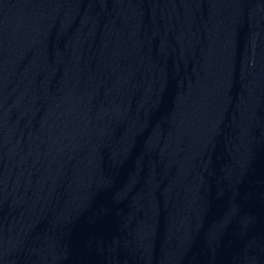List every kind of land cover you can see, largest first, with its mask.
Returning <instances> with one entry per match:
<instances>
[{
    "label": "water",
    "instance_id": "obj_1",
    "mask_svg": "<svg viewBox=\"0 0 264 264\" xmlns=\"http://www.w3.org/2000/svg\"><path fill=\"white\" fill-rule=\"evenodd\" d=\"M0 264H264V0H0Z\"/></svg>",
    "mask_w": 264,
    "mask_h": 264
}]
</instances>
